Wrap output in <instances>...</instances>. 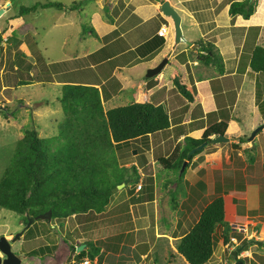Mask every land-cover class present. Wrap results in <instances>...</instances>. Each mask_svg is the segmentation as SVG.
<instances>
[{"label": "rangeland", "instance_id": "374dc122", "mask_svg": "<svg viewBox=\"0 0 264 264\" xmlns=\"http://www.w3.org/2000/svg\"><path fill=\"white\" fill-rule=\"evenodd\" d=\"M78 3L72 10L79 16L81 8H85L86 4L91 5V0ZM106 8L116 13L121 9L117 3L112 6L109 2L104 3V12ZM43 11H50V8ZM83 18L81 23H86L88 26L92 24L87 15H84ZM81 23L78 24V27L82 25ZM69 29L70 26H62V28L57 30L54 28L52 31L55 30V37L60 39L62 35L68 33ZM84 33L82 30L79 33H74V41L77 39L75 44L84 36ZM40 36L42 37V32L39 34L30 33L31 40L28 38L25 43L20 40L22 36L14 33L6 41L7 44L2 45L3 48L0 51V177L9 163L17 139L23 135L26 129L34 127L38 135L52 136L57 133L58 123L64 117L58 99L61 83L51 82L52 76L47 72L52 69H49L47 60L52 54L56 57L62 56L64 52H67L69 45H66L64 50H56L58 47L51 48L49 41L42 42ZM31 41L33 44H30ZM89 41L91 47L97 45L94 39H89ZM52 42L51 44L54 45V40ZM28 45L29 48L26 47ZM77 47L76 45L72 48L73 54L80 53L79 50H75ZM170 65L174 67L175 64L173 62L166 63L162 70H168ZM44 66L47 69L46 73L42 71ZM128 70L125 71L127 74ZM146 70L144 69L143 75L145 79H148ZM38 77L40 80L36 81ZM147 77L152 78L151 76ZM157 77H160L156 78L158 85H161L159 88L162 86L166 88V85L162 84L167 82L169 84L168 76L161 74ZM20 78L23 79L22 82H19ZM2 84H7L8 87L2 86ZM107 84L109 85L110 82ZM174 90L177 91L175 88ZM149 91L151 92V89ZM148 92L145 91V88L141 91L140 88L128 84L124 88L123 94L116 95L110 101L104 99L103 106L106 109L108 106L143 100L149 96ZM164 93L168 96L167 90ZM183 97L186 96L183 95ZM182 99L184 100V98ZM176 116L179 114L173 112L172 109L170 117L173 125L169 128L150 133L146 139H130L120 146L114 147L117 164L129 165L127 172H131L132 178L129 179V176L126 175L124 179L128 178V181L123 186L118 187L117 183L112 187L110 199L102 211L90 210L86 213L72 215L65 219L62 226H59L51 217L49 220L37 218L32 220L26 228L27 220H24L23 214L0 206V235H6L10 240L12 237L15 238L11 240V248L21 255L20 264H78L79 259L74 256L70 243L76 244L78 241L89 238L99 244L102 242V237L110 240V250L113 254L121 250L122 242L133 243L141 240L145 241L148 246H152L150 254L146 257L149 261L148 264L151 262L152 255L155 254H158V263L156 264H188L177 252V240L198 218L201 208L214 196V190L218 193L217 186H220V191L224 192L226 220L230 219L231 213L235 214L236 204L240 210L241 204L245 203L244 194L247 185L255 184L260 187V196L264 203V135L260 132L253 146L248 139L252 130L260 124L256 123L257 117L252 114H245L241 119L233 117L234 122H230L227 128L226 132H233L231 136L236 132L235 136H239L238 133H247L244 141L249 140L248 144L244 145L243 141L233 142L229 139L217 142L206 141L205 143L202 141L196 146L202 145L198 148L199 151L190 160L186 159L184 164L186 170L180 177V168L164 167L158 160L159 156L167 155L177 143L176 134L179 127L174 125L180 121L176 119ZM262 118H264V114ZM206 119L202 118L203 124ZM253 123L255 125H252ZM185 129L187 131V126ZM179 143L181 146L184 145L185 139L182 138ZM121 148L125 151L123 156L120 155ZM194 148H191L190 151ZM134 150L136 151L134 152ZM251 159L253 160L250 161ZM131 161L135 163L137 174L132 171ZM242 172L245 173V178L242 177ZM226 173L227 179L219 183ZM231 175L237 182L245 179L244 185L238 186L230 183L232 182ZM139 183L140 186H138ZM202 183L205 187H202ZM114 187L117 188L113 190ZM150 194L151 198H149ZM136 195H140L142 198L135 199ZM139 201L143 202L137 203ZM253 213L252 218L256 222L249 223L253 227L247 228L246 231H239L238 235L236 229H241L239 228L241 226L234 225L235 229H233L230 223L231 227L227 230H229V238L234 236L238 240L236 248L243 245L245 248H242L243 251L249 250L247 256H242L243 264H264V231L258 229V224L264 223V215H262L264 209L263 212L256 210ZM120 233L126 236V240H120L116 236ZM15 234L18 235L15 236ZM70 234L71 236H69ZM229 238V244L225 245L227 239H224L223 227L218 225L214 232L212 256L204 264H227V258L231 254L234 242L232 238ZM243 238L246 240L244 241ZM257 240H260L261 243H258ZM148 241H151V245ZM44 243L54 244L51 252H44L42 255L28 254L31 248ZM104 247L106 248V246ZM236 248L234 247V249ZM0 255H2L1 252Z\"/></svg>", "mask_w": 264, "mask_h": 264}, {"label": "crops", "instance_id": "0c3cea01", "mask_svg": "<svg viewBox=\"0 0 264 264\" xmlns=\"http://www.w3.org/2000/svg\"><path fill=\"white\" fill-rule=\"evenodd\" d=\"M49 1L62 2L66 6L61 9L54 5H39L35 9L20 11V7L23 5L32 6ZM76 1L0 0V9H2L0 12L1 50L2 45L7 44L6 41L14 33L22 36L20 40L26 43L30 33L39 34L42 32V37L40 36L42 42L49 41L51 48L56 49L58 47L56 50H64L66 45H69L67 52H64L62 56L56 57L52 54L50 58L48 57L47 65L50 66L49 69H52V71L47 72L45 66L42 71L50 73V76H52L51 82L62 84L63 81L60 79H65L62 76L67 74V70L80 63L84 66H92L95 73L101 77V83L96 85L101 90L102 102L104 99L110 101L116 95L123 94L124 88L128 84L140 88L141 91L143 88L146 92L151 89V92H148L151 98L147 96V99L163 104L169 113V117L172 109L173 112L179 114L176 119L180 122L174 125L179 127L177 128L176 142L184 138V135L199 137L203 129L214 119L212 122L219 120L227 122L223 134L228 136L230 141H243V144L246 145L249 141H244L247 133H238L240 135L235 136L236 132L231 136L233 132H226L229 123L234 122L233 117L241 119L245 114H252L257 117L256 123H264V118H262L264 105L260 108L258 104L260 101L264 102V71H255L249 65V55L252 47L255 44L264 46V0H255V9L248 17H244L240 13H229V4L232 0H169L170 4L180 14L182 36L178 42L174 39V26L171 16L161 10L160 4L163 0H91V5L86 4L85 8H81L79 16L72 10L76 7L67 8L69 4ZM87 1L83 0L82 2ZM106 2L112 4V6L117 3L121 8L120 11L117 13L111 12L106 8L104 12L103 7ZM48 8H50V11H43ZM106 12L109 13L111 19L106 16ZM84 15L90 18L91 25L97 31L98 36H94L87 31L75 44L74 42L77 39L74 41L73 35L80 32L81 25L78 27V24L83 22ZM161 25L165 26L164 34L158 32ZM62 26H70V29L67 31L68 33L57 39L55 30L62 28ZM252 26H258V28ZM116 27L119 30L117 34L111 36L107 41L102 38L104 34ZM54 28L55 30L52 31ZM50 34L52 36H49ZM159 36H162L164 41L154 48V43L159 40ZM200 38L210 40L216 45L222 57L221 69H218L214 63H205L197 59V47L199 46L197 40ZM89 39H94L97 45L91 47L88 43L90 42ZM151 39H153L152 42L149 41ZM52 40H54V45H52ZM146 41L149 42L138 49ZM30 44H33V42L31 41ZM76 45L78 47L75 50H79L80 53L73 54L71 50ZM26 47L29 48V45ZM148 48H154V50L149 51ZM164 56L167 57L166 63L173 62L174 67L170 65L168 70L163 71L165 63L158 74L153 75L150 79H145L144 69L156 65ZM77 57H80L81 60L73 62V64L69 63L67 69L55 65L56 61ZM82 57L84 58L82 59ZM126 70H128V74L125 72ZM172 73L181 75L188 85L194 86V98L191 102L190 100L186 101L187 98L183 97L182 93L176 88L171 77ZM161 74L169 78V84L168 82L162 84L166 85V88L165 86L159 88L161 85H158L156 80V78H160L157 76ZM39 80L38 77L36 81ZM107 82H110V84L108 85ZM2 86L8 87L7 84H2ZM165 90H167L168 96L164 93ZM180 95H182L181 98ZM204 117L207 118L205 124L202 121ZM172 125L170 117L169 127ZM185 126H187V131ZM195 132L199 133L194 134ZM260 132L264 135V125L255 133V138L253 136L250 139L253 143L251 146L256 143L255 140ZM214 135L216 134H211V137ZM244 175L245 173L242 172V177L245 178ZM231 177L232 182L230 183L238 186L244 185L245 179L237 182L233 175ZM226 179L227 173L222 176V181L220 180L219 183L224 182ZM216 185L217 179L215 187ZM202 187H205L203 183ZM246 187V193L244 194L246 200L245 203L241 204V210L238 209L236 204L235 214L231 213L230 219H227L232 224L233 229L234 225L241 226L239 227L241 229H236L238 231H246L247 228L253 227V225H249L251 221L252 223L256 222L252 218L253 211L260 210L263 212L264 209L260 187L255 184ZM215 193L216 190H214ZM220 193L224 196L223 191H220ZM140 202L143 201L137 203ZM258 226L259 230L264 231V223L258 224ZM116 236L120 240H126L123 233ZM105 238L102 237V242L98 244L100 252L93 259L87 257L89 264L149 263L146 257L150 254L152 246H148L145 241L122 242L120 245L121 250L113 254L110 250L111 242L108 238ZM232 240L234 241L232 244L233 249L230 252L233 255L234 247L236 248L239 242L235 237ZM148 243L151 245V241H148ZM228 244V241H226L225 245ZM240 255L238 253L237 258L242 257ZM157 258L158 254L152 255L150 264L158 263ZM234 260L235 257H232L227 264L233 263Z\"/></svg>", "mask_w": 264, "mask_h": 264}, {"label": "trees", "instance_id": "16d2710c", "mask_svg": "<svg viewBox=\"0 0 264 264\" xmlns=\"http://www.w3.org/2000/svg\"><path fill=\"white\" fill-rule=\"evenodd\" d=\"M82 1L72 2L67 8H74ZM255 4V0H232L229 13H240L248 17L254 11ZM39 5H54L60 8L66 6L62 2L49 1L32 6L23 5L20 11L35 9ZM106 16L111 19L109 13H106ZM81 30L83 33L89 31L98 36L91 24L88 26L82 23ZM118 31L116 27L102 38L107 41ZM149 41L142 43L138 49ZM163 41L164 38L159 36L154 48ZM197 42V59L214 63L221 69L222 57L216 45L202 38ZM154 48L148 49L152 51ZM78 60L81 58L60 60L56 61L55 65L67 69L69 63L73 64ZM249 65L255 71H264L263 45L255 44L252 47ZM67 71V74L62 76L65 79H60L63 83L58 99L64 117L58 123L57 133L52 136H40L34 127L26 129L17 139L9 163L0 177V206L23 214L25 221L29 216L50 209L51 219L62 226L65 219L72 215L90 210L102 211L110 199L112 187L126 175L129 179L132 178L131 172H127L129 165L117 164L114 147L130 139H146L148 134L166 129L170 125L169 113L163 104L147 98L105 109L101 90L96 85L101 83L102 79L92 66L77 63ZM172 79L178 91L188 100H193L194 86L188 85L177 73L173 74ZM22 81L20 78L19 82ZM258 104L261 108L264 102L260 101ZM226 126L227 122L224 120L211 121L199 137L184 135L185 144L181 146V143L177 142L167 155L158 157L159 162L164 167L181 168L184 159L190 160L199 151L195 148L190 152L191 148L202 141H209L211 134L224 133ZM120 150V155L123 156L125 151L122 148ZM131 166L132 171L137 174L135 163ZM185 170L179 169L180 177L184 175ZM220 190L221 187L217 186L218 193L201 208L198 218L177 240V252L188 264H204L210 259L214 248V232L218 225L223 227L224 239L229 238L227 229H230L231 225L225 219V199L223 194L219 193ZM151 197L150 194L149 198ZM134 198L140 200L142 196L136 195ZM237 233L240 234L239 231ZM80 243H85L84 247L75 251ZM53 247V243H44L31 248L28 254L42 255L44 252H51ZM70 247L79 261L87 256L93 259L100 252V246L89 238L76 244L70 243Z\"/></svg>", "mask_w": 264, "mask_h": 264}, {"label": "water", "instance_id": "95a60500", "mask_svg": "<svg viewBox=\"0 0 264 264\" xmlns=\"http://www.w3.org/2000/svg\"><path fill=\"white\" fill-rule=\"evenodd\" d=\"M161 10L163 11V13L170 15L172 20H173V26H174V39L176 42H178L182 36V29H181V25H180V14L177 11L176 8H174L169 0H163L160 4ZM2 9H0L1 12ZM167 62V57H163L156 65L148 67L146 70V76H153L156 75L157 73L160 72L161 68L164 66V64ZM264 125V123H260L259 125H257L251 132V134L249 135V139H252L253 136L255 135V133L262 128ZM229 137L226 136L223 133L220 134H216L212 137H210L209 141L210 142H217V141H226L228 140ZM206 142V140L204 141V143ZM253 144V143H252ZM202 146V145H201ZM200 146V147H201ZM200 147H195V148H200ZM192 149V151L195 150ZM136 150H134L135 152ZM190 151V152H192ZM186 159L183 160V163L181 165L180 171L183 170L184 168V164H185ZM128 181V178H125L123 181L118 183V187L123 186L126 182ZM117 187H114L113 190H115ZM51 217V210L47 209L44 212H40L35 214L34 216H29L27 219V226L32 222V220L37 219V218H46V219H50ZM18 234H15V236H17ZM15 239L14 237L11 238V240ZM11 240L9 238L6 237V235L1 234L0 235V252L3 255H0V264H20L22 257L21 255L14 251L11 248ZM252 241L255 239H251ZM256 241V240H255ZM258 243H261L260 240H257ZM85 243H80L76 246V251H80L83 247H84ZM243 248V245L239 246L235 251H233V255H236L237 251H240ZM236 264H241V260H239Z\"/></svg>", "mask_w": 264, "mask_h": 264}, {"label": "built area", "instance_id": "2783aa9c", "mask_svg": "<svg viewBox=\"0 0 264 264\" xmlns=\"http://www.w3.org/2000/svg\"><path fill=\"white\" fill-rule=\"evenodd\" d=\"M158 32H159L160 34H164V32H165V26H164V25H161V26L159 27V29H158ZM138 186H140V185H138ZM232 239H233V237H232ZM240 254H241V255L248 254V251H247V250L242 251V252H240ZM78 264H89V259H88L87 257H85L83 260L78 261Z\"/></svg>", "mask_w": 264, "mask_h": 264}, {"label": "flooded vegetation", "instance_id": "af4514ba", "mask_svg": "<svg viewBox=\"0 0 264 264\" xmlns=\"http://www.w3.org/2000/svg\"><path fill=\"white\" fill-rule=\"evenodd\" d=\"M234 251H235V250H234ZM2 255H3V254H2ZM29 255H30V254H29ZM237 255H238V253H236V256H235V255H232V254H230V255L228 256V258H227V259H228V261H227V262H229V260H231V259H232V257H233V258L235 257V260L233 261V263H230V264H234V263L236 264V263H237V262L240 260V259H238V258H237ZM237 259H238V260H237ZM241 259H242V257H241ZM227 262H226V263H227ZM241 262H242L241 264H243V262H244V261H241Z\"/></svg>", "mask_w": 264, "mask_h": 264}, {"label": "clouds", "instance_id": "9594fccd", "mask_svg": "<svg viewBox=\"0 0 264 264\" xmlns=\"http://www.w3.org/2000/svg\"><path fill=\"white\" fill-rule=\"evenodd\" d=\"M138 185H140V183L138 184ZM232 237H230L229 239H231ZM233 238H234V236H233ZM228 241V240H227ZM237 249V248H236ZM236 249H234V250H236ZM243 249H245V248H243ZM243 249H241L240 251H237L236 253H239L240 254V252H242L243 251ZM247 250V249H246ZM248 251V254H249V250H247ZM248 254H245V255H240V256H247ZM236 256V255H235ZM238 258H241V257H238Z\"/></svg>", "mask_w": 264, "mask_h": 264}]
</instances>
